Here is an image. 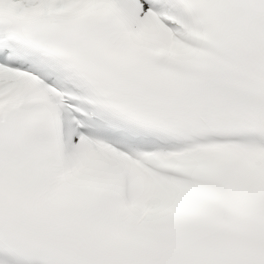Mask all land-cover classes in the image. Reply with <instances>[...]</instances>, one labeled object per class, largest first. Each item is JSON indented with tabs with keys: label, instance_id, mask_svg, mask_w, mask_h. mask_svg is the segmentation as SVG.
Listing matches in <instances>:
<instances>
[{
	"label": "snow or ice",
	"instance_id": "snow-or-ice-1",
	"mask_svg": "<svg viewBox=\"0 0 264 264\" xmlns=\"http://www.w3.org/2000/svg\"><path fill=\"white\" fill-rule=\"evenodd\" d=\"M0 264H264V0H0Z\"/></svg>",
	"mask_w": 264,
	"mask_h": 264
}]
</instances>
